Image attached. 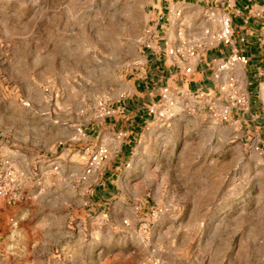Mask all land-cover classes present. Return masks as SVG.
Returning <instances> with one entry per match:
<instances>
[{
  "label": "rangeland",
  "instance_id": "obj_1",
  "mask_svg": "<svg viewBox=\"0 0 264 264\" xmlns=\"http://www.w3.org/2000/svg\"><path fill=\"white\" fill-rule=\"evenodd\" d=\"M148 1L0 0V168L11 163L22 200L48 190L54 200L44 217L29 204L4 215L0 264H264V72L249 89L240 66L218 67L217 89L202 97L162 86L173 105L149 106L164 116L137 135L112 189L103 184L126 141L103 121L132 97L154 44ZM223 16L179 7L175 58L225 42ZM229 74L247 111L220 90ZM101 146L108 158L89 170ZM43 220L56 233L44 256Z\"/></svg>",
  "mask_w": 264,
  "mask_h": 264
},
{
  "label": "crops",
  "instance_id": "obj_2",
  "mask_svg": "<svg viewBox=\"0 0 264 264\" xmlns=\"http://www.w3.org/2000/svg\"><path fill=\"white\" fill-rule=\"evenodd\" d=\"M191 1L198 6L211 10L218 16L227 15L231 20L232 39L231 43H219L215 47L201 53L196 59L184 63L176 56L171 57L168 49L173 47L172 35L169 28L172 25L173 13L179 7H186ZM227 0H149L146 9L155 27L153 34L154 44L151 48L145 49L144 57L147 68L145 74L137 77L133 81L134 91L132 97L126 102L117 113L106 117L103 126L113 132H122L126 136L125 143L121 146L116 160L105 169L104 186L108 189L113 187V171L118 168V164L125 161L131 152L132 143L143 127L149 122L160 118L156 112L151 114L148 110L150 105H155L160 100L161 87L168 86L177 90L185 91V94L206 93L209 95L217 89L214 70L219 67L223 60L228 59L234 53L245 57L247 62L240 66L247 81V88H253V80L261 78L264 72V0H232L231 7H227ZM235 67V68H236ZM187 73L184 78L183 75ZM254 74V77L251 74ZM160 108H157V111ZM116 132V133H117ZM93 132L89 133V136ZM104 190V187H103ZM15 201L0 198V222L4 215L11 209L19 208L23 204H29L37 209V216L44 217L47 209H52L53 195L48 190L43 195L29 194L25 199H21V192ZM28 205V206H29ZM32 210H26V216H32ZM30 214V215H29ZM13 220L19 219L18 215L10 217ZM7 219L5 222L7 223ZM56 226V225H55ZM48 228V229H47ZM48 226L45 220L37 224V247L41 249L42 256L46 253V248L51 245L56 233ZM56 230H54L55 232Z\"/></svg>",
  "mask_w": 264,
  "mask_h": 264
},
{
  "label": "built area",
  "instance_id": "obj_3",
  "mask_svg": "<svg viewBox=\"0 0 264 264\" xmlns=\"http://www.w3.org/2000/svg\"><path fill=\"white\" fill-rule=\"evenodd\" d=\"M228 4L227 7L230 8L232 4V0H227ZM222 28V34L219 36V39H224L226 43H231V39L229 38L231 35V20L230 17L224 15L219 20ZM191 54H193V49L190 48ZM169 54L173 56H179L183 54L182 48H175L170 49ZM247 60L245 57L239 56L236 51L226 60H223L222 63L219 65V72L220 71H232L235 69L236 65H244L246 64ZM215 78H218V73L215 75ZM221 91H230L233 94V98L235 99L234 105H238L240 109L243 111H247L249 109L248 102L246 97L243 94L238 93V77L235 74H229L226 77V81L220 86ZM199 96H203L200 94ZM161 104L165 106L173 105V100L170 97V92L168 88H164L160 94ZM153 112V110H151ZM110 114V112H107ZM160 117L164 116V112L160 111ZM230 115V107H224L223 110L219 113V117L222 120H228ZM108 158V151L107 148L104 146L99 147V149L92 154L88 162V169H93L96 165H99L102 161ZM19 197L18 189H17V175L12 167L11 163L6 160L2 168H0V198L6 199L9 201H15Z\"/></svg>",
  "mask_w": 264,
  "mask_h": 264
},
{
  "label": "trees",
  "instance_id": "obj_4",
  "mask_svg": "<svg viewBox=\"0 0 264 264\" xmlns=\"http://www.w3.org/2000/svg\"><path fill=\"white\" fill-rule=\"evenodd\" d=\"M226 43V42H225ZM251 76L254 77V74L252 73ZM256 85H258V81L257 80H253V87H255Z\"/></svg>",
  "mask_w": 264,
  "mask_h": 264
}]
</instances>
